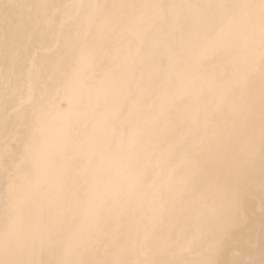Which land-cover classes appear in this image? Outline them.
I'll return each instance as SVG.
<instances>
[{"label": "bare ground", "instance_id": "bare-ground-1", "mask_svg": "<svg viewBox=\"0 0 264 264\" xmlns=\"http://www.w3.org/2000/svg\"><path fill=\"white\" fill-rule=\"evenodd\" d=\"M0 264H264V0H0Z\"/></svg>", "mask_w": 264, "mask_h": 264}]
</instances>
